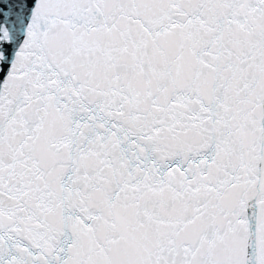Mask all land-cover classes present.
Instances as JSON below:
<instances>
[{
    "label": "snow or ice",
    "instance_id": "snow-or-ice-1",
    "mask_svg": "<svg viewBox=\"0 0 264 264\" xmlns=\"http://www.w3.org/2000/svg\"><path fill=\"white\" fill-rule=\"evenodd\" d=\"M0 264H264V0H0Z\"/></svg>",
    "mask_w": 264,
    "mask_h": 264
},
{
    "label": "water",
    "instance_id": "water-1",
    "mask_svg": "<svg viewBox=\"0 0 264 264\" xmlns=\"http://www.w3.org/2000/svg\"><path fill=\"white\" fill-rule=\"evenodd\" d=\"M0 79H2V77H0Z\"/></svg>",
    "mask_w": 264,
    "mask_h": 264
}]
</instances>
